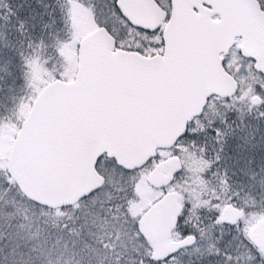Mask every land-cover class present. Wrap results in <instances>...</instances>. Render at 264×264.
I'll use <instances>...</instances> for the list:
<instances>
[{"label":"snow or ice","instance_id":"6c2138e0","mask_svg":"<svg viewBox=\"0 0 264 264\" xmlns=\"http://www.w3.org/2000/svg\"><path fill=\"white\" fill-rule=\"evenodd\" d=\"M0 264H264V0H0Z\"/></svg>","mask_w":264,"mask_h":264}]
</instances>
